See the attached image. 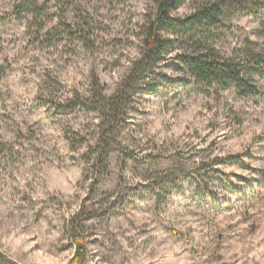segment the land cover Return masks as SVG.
Returning a JSON list of instances; mask_svg holds the SVG:
<instances>
[{
	"label": "rangeland",
	"instance_id": "374dc122",
	"mask_svg": "<svg viewBox=\"0 0 264 264\" xmlns=\"http://www.w3.org/2000/svg\"><path fill=\"white\" fill-rule=\"evenodd\" d=\"M72 2L79 8L65 20L93 23V50L66 38L47 43L30 15L13 14L14 0H0V253L13 264L26 258L27 264H69L74 246L66 225L85 204L96 212L84 224L85 264L113 237L139 241L125 257L138 264L181 258L185 264H264V222H253L264 202V97L241 99L233 87L209 95L180 88L142 95L122 136L123 152L112 153L100 174L77 140H90L96 117L62 115L50 101L86 94L93 75L111 94L138 55L156 0ZM48 7L56 14L46 29L58 23L56 1ZM196 7L186 1L171 14L184 17ZM263 20V12L224 19L220 52L232 55L246 39L264 49ZM257 82L264 93V79ZM236 155L247 168L217 164ZM181 172L186 179L179 181ZM168 173L179 182L157 207L151 192L164 197L168 188L158 179ZM203 180L218 203L203 192ZM228 182L237 189L229 190ZM169 242L168 254L155 260Z\"/></svg>",
	"mask_w": 264,
	"mask_h": 264
},
{
	"label": "trees",
	"instance_id": "16d2710c",
	"mask_svg": "<svg viewBox=\"0 0 264 264\" xmlns=\"http://www.w3.org/2000/svg\"><path fill=\"white\" fill-rule=\"evenodd\" d=\"M14 1L13 14L17 18L30 15L31 24L39 35L43 32L42 37L47 43L66 38L78 41L87 50L95 48L92 22L84 18L79 23L65 20L68 11L74 12L79 8L72 0H55L58 23L50 29H46V24L56 13H48L49 0L43 3L38 0ZM186 1L197 4L194 11L184 17L172 16L171 13ZM261 12L264 13V0H156L155 15L144 32L138 55L111 94H106L105 88L93 75L86 94L74 91L63 98L51 99L50 103L62 115L82 111L96 117L97 123L90 140L85 142V136L77 140H80V145H86L87 161L104 174L108 157L116 151L123 152L122 136L127 130L130 114L136 108V100L142 95L154 96L160 90L173 92L179 88L209 95L215 90L233 87L241 99L264 97L257 82L264 79V49H257L256 43L249 39L229 56L222 54L217 47V30L224 19L240 13ZM217 164L247 168L237 155L221 159ZM181 174L179 181L186 179L184 172ZM179 181L173 173L158 179V183L166 184L168 189L164 197L152 190L151 196L155 198L157 207L166 202V196L176 189ZM201 182L205 184L203 192L209 200L218 203L217 195L207 181ZM226 186L232 191L237 189L231 182ZM95 215L96 212L83 204L80 211L69 219L66 233L74 246L69 264L86 263L84 224ZM0 259L13 264L2 253Z\"/></svg>",
	"mask_w": 264,
	"mask_h": 264
},
{
	"label": "clouds",
	"instance_id": "9594fccd",
	"mask_svg": "<svg viewBox=\"0 0 264 264\" xmlns=\"http://www.w3.org/2000/svg\"><path fill=\"white\" fill-rule=\"evenodd\" d=\"M264 166V165H262ZM64 215L71 216V212H66ZM259 219L261 222H264V202L261 205H257L254 210L253 222ZM58 233H52V239H58ZM139 241H132L127 237H113L112 239L107 240L106 248L103 250L98 249L99 255L89 257L88 264H138V260H133L131 258L125 259L130 253L135 251V243ZM171 248V243L164 244L157 250V254L154 256L155 260H161L168 254V250ZM16 251V249H13ZM21 253L26 252L24 248L19 249ZM31 254L29 253V256ZM20 264H27V258L24 261H21ZM53 264H56L53 261ZM143 264H151V261H143ZM176 264H185V260L181 258L176 262Z\"/></svg>",
	"mask_w": 264,
	"mask_h": 264
}]
</instances>
